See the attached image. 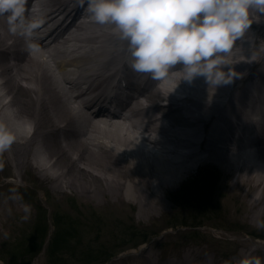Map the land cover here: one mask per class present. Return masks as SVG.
I'll list each match as a JSON object with an SVG mask.
<instances>
[{"label":"bare ground","instance_id":"1","mask_svg":"<svg viewBox=\"0 0 264 264\" xmlns=\"http://www.w3.org/2000/svg\"><path fill=\"white\" fill-rule=\"evenodd\" d=\"M32 7L44 23L31 38L20 31H10L8 13L0 15V124L15 136L11 148L0 155L11 169L9 175L16 179L13 187L26 182L29 172L61 200L73 194L80 200L92 201H124L129 197L143 211L147 206L142 199L148 201L167 194L194 170L199 171L215 159L227 171L238 173L239 190L252 185V194L260 193L248 206L249 218L259 221L264 213V122L259 124L262 140L239 146L224 156L216 149L220 135H227L222 139L226 142L231 132L228 130L236 129L237 123L228 122L229 128L219 126L209 136L205 127L229 97L236 102L233 107L224 108L230 113L226 117L229 121L243 116L239 105L251 102L260 111L264 102V49L258 43L264 39V14L254 15L249 30L237 42L231 67L239 76L230 84L210 86L203 76L184 80L182 66L171 77L174 84L170 91L160 92L155 85L137 88L140 97L146 99L145 104L135 94L128 106L120 94L110 103L107 93L101 92L96 104L99 111H107L109 106L128 110V115L120 112L106 120L101 111L89 115L92 102L82 99L80 84L93 86L117 68L120 61L124 62L127 41L119 39L114 25L96 23L80 0H26V17ZM65 21L70 23L55 48V55L62 60L50 63L45 55L49 53L47 48H40L39 52L28 48L34 38L53 36ZM69 55L74 58L67 59ZM125 69V81L132 87L140 85L142 73L131 67ZM110 76L111 73L101 83ZM257 83L258 95L245 89L246 84ZM91 86L84 88L83 93L88 94ZM235 90L241 92L239 99ZM158 97H165L169 104H157ZM142 129L147 132L136 134ZM166 143L171 148L163 149L162 144ZM258 243L250 248L259 247ZM244 246L237 255V264L255 258L249 246ZM203 254L204 248L193 246L172 254L175 258L157 259L153 251L142 248L126 264H200L207 259Z\"/></svg>","mask_w":264,"mask_h":264},{"label":"rangeland","instance_id":"2","mask_svg":"<svg viewBox=\"0 0 264 264\" xmlns=\"http://www.w3.org/2000/svg\"><path fill=\"white\" fill-rule=\"evenodd\" d=\"M226 169L205 164L167 194L142 199L147 209L141 211L129 197L61 200L29 172L13 187L16 179L0 155V264H126L144 247L175 258L193 246L204 248L200 264H237L246 244L264 264V213L254 221L248 207L260 193L252 194V185L242 193L238 173Z\"/></svg>","mask_w":264,"mask_h":264},{"label":"clouds","instance_id":"3","mask_svg":"<svg viewBox=\"0 0 264 264\" xmlns=\"http://www.w3.org/2000/svg\"><path fill=\"white\" fill-rule=\"evenodd\" d=\"M98 24H112L127 41L130 67L160 80L183 65L184 80L203 76L210 86L228 85L239 76L231 67L237 42L249 30L255 14H264V0H80ZM26 0H0V15L8 13L10 31L27 37L44 23L25 16ZM28 48L39 52L37 43ZM15 142L0 124V153ZM27 210V209H26ZM240 264H261L258 257Z\"/></svg>","mask_w":264,"mask_h":264},{"label":"trees","instance_id":"4","mask_svg":"<svg viewBox=\"0 0 264 264\" xmlns=\"http://www.w3.org/2000/svg\"><path fill=\"white\" fill-rule=\"evenodd\" d=\"M107 261V260H106ZM106 261H103V262H106Z\"/></svg>","mask_w":264,"mask_h":264}]
</instances>
